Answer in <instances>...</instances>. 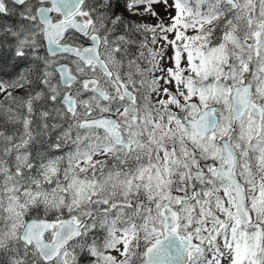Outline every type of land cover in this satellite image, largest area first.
<instances>
[{
    "label": "snow or ice",
    "instance_id": "obj_1",
    "mask_svg": "<svg viewBox=\"0 0 264 264\" xmlns=\"http://www.w3.org/2000/svg\"><path fill=\"white\" fill-rule=\"evenodd\" d=\"M0 264H264V0H0Z\"/></svg>",
    "mask_w": 264,
    "mask_h": 264
}]
</instances>
